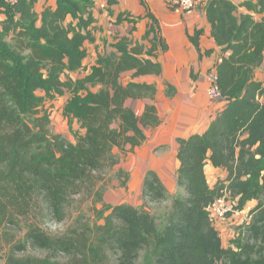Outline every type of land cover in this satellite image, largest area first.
I'll list each match as a JSON object with an SVG mask.
<instances>
[{"label": "trees", "instance_id": "16d2710c", "mask_svg": "<svg viewBox=\"0 0 264 264\" xmlns=\"http://www.w3.org/2000/svg\"><path fill=\"white\" fill-rule=\"evenodd\" d=\"M36 0H0V250L9 246L4 264H264V0H206L200 6L221 48L217 85L227 103L202 134L178 139L176 174L182 192L173 196L167 222L159 229L155 216L130 203L97 210L104 224L90 230L72 227L53 235L31 220L33 211L64 222L75 196L96 192L107 168L120 152L133 151L148 138L147 129L161 123L153 103L154 84L125 79L159 75L157 20L150 15L144 38L152 48L121 37L86 70V42L94 40L92 0H57V7L34 10ZM119 0H108L116 4ZM240 7L248 13H239ZM68 16L73 21L67 22ZM125 17H128L127 15ZM124 20V14L118 23ZM134 21V20H132ZM199 46L198 41L192 38ZM157 41V42H156ZM65 75V79L63 76ZM70 94L63 118L81 130L74 139L54 132L52 102ZM146 100L139 117L132 100ZM131 145V150L127 146ZM227 171L211 185L206 164ZM121 177V175H119ZM123 184H126L124 181ZM165 182L154 170L143 178L141 198L167 199ZM221 197L242 211L256 202L242 232L226 246L209 208ZM106 203V202H105ZM111 210L108 215L105 211ZM21 217L28 221L23 241L4 228ZM30 221V222H29ZM241 229V228H240ZM30 244L50 252L41 257L19 255ZM3 251V250H2ZM64 258H59L60 255Z\"/></svg>", "mask_w": 264, "mask_h": 264}, {"label": "crops", "instance_id": "0c3cea01", "mask_svg": "<svg viewBox=\"0 0 264 264\" xmlns=\"http://www.w3.org/2000/svg\"><path fill=\"white\" fill-rule=\"evenodd\" d=\"M92 2L96 21L92 28L94 40L85 43L88 52L85 60L87 69L71 73L70 76L73 79L86 76L96 63L98 56L112 50V45L121 37H129L134 45H143L145 51L152 48L154 42L149 38H144L150 24L153 23L150 15L158 23L155 25L158 30L157 39L167 46L164 49L156 41V55L154 57L144 55L160 62L161 74L132 78L133 71L124 73L125 79L156 86L153 103L157 108L161 123L147 129L148 138L142 145L129 151L126 156L124 154L119 156V162L114 165V168L120 171L119 175L127 173L128 178L125 187H119L118 181H114L113 184L115 188L120 189V197H125L124 201L130 199L129 195H132L134 199H139L142 196L143 178L149 170H154L165 182L167 189L174 187L175 192L180 193L182 188L176 182L179 165L177 161L178 139L204 133L227 103L222 97L211 99L208 93L212 84L210 74L216 70L221 60V48L212 35V26L205 10L200 7L191 12L176 11L170 6L169 0H119L118 3L111 5L108 0H92ZM48 7L55 9L57 0L35 1L34 10L38 14ZM2 11L3 8L0 7V20L6 19ZM243 13H248V11L244 10ZM122 14H124V20L118 23V18ZM126 15L128 17H125ZM71 21L73 17L68 16L67 22ZM192 38L198 41L199 46ZM258 71L257 69L256 78H258ZM63 78L65 79V75ZM69 97V93L58 96L52 104L63 98V114L64 105ZM130 103L136 114L141 117L146 111L147 103L151 102L138 99ZM66 123L68 124L67 121ZM75 124L80 127L76 120L73 125ZM73 125L72 129L75 132L78 131L73 128ZM74 131L69 135L65 133L64 136L71 141L74 139ZM131 148V145L127 146V150ZM117 151L118 149L115 150ZM205 169L207 175L209 172H214L219 179H225L228 174L225 169L216 168L211 162L206 164ZM168 177H171L172 181ZM215 183L210 182L211 185ZM140 200L142 198L130 204L138 206ZM255 204L256 202H249L247 206L254 207Z\"/></svg>", "mask_w": 264, "mask_h": 264}, {"label": "rangeland", "instance_id": "374dc122", "mask_svg": "<svg viewBox=\"0 0 264 264\" xmlns=\"http://www.w3.org/2000/svg\"><path fill=\"white\" fill-rule=\"evenodd\" d=\"M237 4H241L244 0H235ZM245 9L240 7L239 13H243ZM258 79H264V64L258 69ZM75 77V74L73 75ZM63 98L58 99L53 103L52 106V125L51 129L54 132H62L64 135L71 134L74 129L69 127V124L66 123L65 119H63L62 114V107L64 102L62 103ZM73 128L80 130L78 124L73 125ZM118 156L121 154H124L125 156L127 153L120 152L119 150L116 152ZM120 171H117L114 166L109 167L106 169L104 174V180L101 181L96 189V192L103 191V201L99 202L97 201V195L92 194L89 195L88 193H82L74 197L73 202L68 210V217L67 219L62 223H57L53 219L44 216H41L40 211H33L30 214L31 220L38 222L42 228H44L46 231H48L50 234L57 235V234H63L69 231L72 227H79L82 232L86 230H90L88 226L92 229L96 224H104L105 219L102 217H99V214L97 213V210H104V205L107 204L109 206H115L120 203H130L132 201H138L141 199H134L132 195H129L130 199L125 200V197H120L121 194L119 192V188H115V185L113 184L114 181H118L120 183L119 187H125L126 185L123 184V182L127 181L128 175L127 173H123L121 177L119 176ZM208 177L210 182L212 184L214 182H217L219 180L217 174L214 172H209ZM170 180L172 181L171 177ZM173 189V190H172ZM168 195L167 199L162 202H147L145 200H140V204L138 207L144 208L146 210H149L156 218L159 229H163L167 222V216L170 211V204L172 202L173 196L177 195L178 193L175 192L174 187H170L167 189ZM107 201H106V199ZM110 198H113L112 200ZM115 198V199H114ZM106 202V203H105ZM251 205L246 206V208L243 211H238L236 213L230 212L226 216V221H221L220 219H217L216 222L217 227L220 230V234L222 236V239L224 241V244L226 246L233 245V241L238 238V233H241L243 228L241 227L242 224L248 220L250 216V211L253 209ZM111 212V210L105 211L104 215H108ZM30 222V221H29ZM28 221L26 218L21 217L18 222L16 223H9L5 226V230L12 234L13 239L15 241H23L25 234H26V226ZM241 228V229H240ZM2 250H0V254L7 255L9 251V246H3L1 245ZM34 255V256H47L50 254V252L40 249V248H33L30 244L27 246V250L22 251L19 253V255ZM59 258H64V255H60ZM6 257H3L0 260V264H4Z\"/></svg>", "mask_w": 264, "mask_h": 264}, {"label": "built area", "instance_id": "2783aa9c", "mask_svg": "<svg viewBox=\"0 0 264 264\" xmlns=\"http://www.w3.org/2000/svg\"><path fill=\"white\" fill-rule=\"evenodd\" d=\"M6 1L13 3L16 0H6ZM205 2L206 0H169L170 6L176 11H180V12H191L193 10H196L200 8V6H202ZM210 79L212 81V84L208 92L210 98L213 100L221 98V94L217 85L216 71H213L210 74ZM209 210L211 212L212 219L215 221V223L218 221L217 219H220L221 221H226L225 220L226 216L230 212L232 213L237 212V210L234 207V202H232L231 199H228L227 197H221L218 200H216L209 208Z\"/></svg>", "mask_w": 264, "mask_h": 264}]
</instances>
